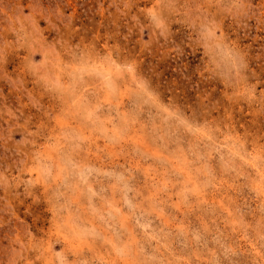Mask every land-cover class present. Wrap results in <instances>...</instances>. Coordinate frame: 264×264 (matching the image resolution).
<instances>
[{
    "label": "rangeland",
    "instance_id": "rangeland-1",
    "mask_svg": "<svg viewBox=\"0 0 264 264\" xmlns=\"http://www.w3.org/2000/svg\"><path fill=\"white\" fill-rule=\"evenodd\" d=\"M0 264H264V0H0Z\"/></svg>",
    "mask_w": 264,
    "mask_h": 264
}]
</instances>
